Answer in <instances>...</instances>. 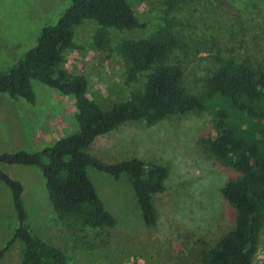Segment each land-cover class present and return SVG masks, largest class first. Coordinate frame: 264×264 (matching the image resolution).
<instances>
[{"label": "rangeland", "instance_id": "374dc122", "mask_svg": "<svg viewBox=\"0 0 264 264\" xmlns=\"http://www.w3.org/2000/svg\"><path fill=\"white\" fill-rule=\"evenodd\" d=\"M70 3L71 0H0V74L8 72L36 45L42 28L54 25ZM128 3L139 28L104 29L106 47L98 49L94 39L100 26L87 20L75 28L74 45L64 52L58 67L69 75L84 76L88 97L104 110L129 99L130 93L142 90L145 83V74L134 83H125L116 45L147 38L170 21L174 31L188 43L190 56L178 52L176 58L183 62L187 88L196 95L205 93V80L215 69L213 57L217 51L223 58L232 56L251 65L264 63V0H128ZM209 56L205 62L204 57ZM31 85L36 102L32 112L28 111V118L32 113L36 139L31 143L30 121L27 142L20 143L22 135L14 126L16 116H11L12 122L0 119V154L37 152L60 137L79 131L72 96H64L38 81H32ZM9 101L29 105L23 99ZM206 103L201 112L171 116L152 125L127 122L99 136L86 149L105 163L139 159L167 168L165 190L152 197L156 209L153 227L144 225L125 174L115 179L87 168L100 201L116 221L111 228L92 229L78 222L65 223L57 217L38 168L0 164L1 171L22 184L21 200L29 231L61 248L68 257L67 264H200V251L214 247L234 227L235 210L221 189L239 176L208 150L215 135L217 102ZM5 106L10 104L0 100L2 118L1 108ZM41 129L46 131L45 136L37 134ZM17 226L11 192L0 181V250ZM23 251V243L14 241L0 264H21ZM252 263L264 264V224Z\"/></svg>", "mask_w": 264, "mask_h": 264}, {"label": "trees", "instance_id": "16d2710c", "mask_svg": "<svg viewBox=\"0 0 264 264\" xmlns=\"http://www.w3.org/2000/svg\"><path fill=\"white\" fill-rule=\"evenodd\" d=\"M87 20L100 26L94 39L98 49L106 47L104 29L140 27L128 0H71L54 25L43 27L36 45L8 72L0 74V94L33 104L35 94L31 83L38 81L64 96H72L79 131L37 152L2 153L0 164L38 168L57 217L65 223L78 222L92 229L111 228L116 221L100 201L87 176V168L115 179L125 174L144 225L153 227L156 209L152 197L165 190L167 168L139 159L105 163L86 149L99 136L127 122L152 125L171 116L201 112L206 109V102L215 101V135L208 150L239 173L221 189L235 210V224L214 247L200 251L199 261L200 264H253L264 224V63L251 65L232 56L223 58L217 51L213 57L215 69L205 80V93L196 95L187 88L183 62L176 58L178 52L190 56L188 43L174 31L170 21L147 38L116 45L125 83L136 82L142 74L145 83L142 90H133L129 99L104 110L88 97L84 76L69 75L58 69L64 52L74 45L75 28ZM209 58L202 59L206 62ZM0 181L11 192L18 221L12 238L0 250V260L9 246L19 240L24 246L21 264H67L68 257L61 248L29 231L21 200L22 184L1 170Z\"/></svg>", "mask_w": 264, "mask_h": 264}, {"label": "crops", "instance_id": "0c3cea01", "mask_svg": "<svg viewBox=\"0 0 264 264\" xmlns=\"http://www.w3.org/2000/svg\"><path fill=\"white\" fill-rule=\"evenodd\" d=\"M18 99H20V98H18ZM0 100H2L3 103L10 104V106H7V107L5 106V107L1 108V115L3 116V118L0 117V119H2V121L5 120V121L12 122L11 121V116H12V118H14L16 116L15 117L16 121H14V126H16L15 130L20 132V134L22 135V138H19V142L20 143H22V141H24V142L26 141L27 142L26 136H28L27 135V133H28V123L30 121V126L29 127L31 128V133H30L29 137H30L31 143H33L34 142V138L36 139V137H35L36 135L34 133L33 120L31 119V116H33V115H32V113H29V118H28V111L32 112V107L34 106L36 101H34L33 104H30V103L27 102L31 106L28 107L29 105H27V107H25L23 105L20 106V104H18L16 101H9V100H17V99H12L9 96L8 97H0ZM8 111L10 112V115L7 114ZM53 127L56 129L55 126H53ZM55 129H53V130H55ZM37 134L38 135L41 134V136H43V135L45 136L46 131L44 129H41V130L38 131ZM52 144H48V145H45V146H49V145H52ZM45 146H43V147H45ZM42 148H40V149H42ZM40 149H38V150H40Z\"/></svg>", "mask_w": 264, "mask_h": 264}]
</instances>
